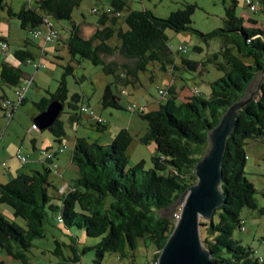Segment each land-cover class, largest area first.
I'll use <instances>...</instances> for the list:
<instances>
[{"label":"trees","instance_id":"trees-1","mask_svg":"<svg viewBox=\"0 0 264 264\" xmlns=\"http://www.w3.org/2000/svg\"><path fill=\"white\" fill-rule=\"evenodd\" d=\"M30 1L33 6L28 2L14 11L5 0H0V12L16 19L20 28L29 32L43 27L50 18L56 22L68 21V54L73 60L79 58L101 67L103 74L112 78L102 92L103 109H123L120 102L123 90L137 89L141 84L140 74L146 73L152 64H158L162 72H177L182 68L189 73L197 72L201 65H212L222 76L209 84L207 96L192 91L178 103L175 88L168 85L164 87L165 102L157 110L143 113L141 108H136L135 112L148 127L139 142L144 146L152 142L156 148L151 157L152 167L147 171L144 161L132 167L128 165L127 150L133 136L127 129H120L107 145L75 138L71 162L78 178L61 193L50 179L54 162L42 161L46 165L42 172L17 174L0 184V204L11 208L14 218L22 222V225L10 222L0 214V250L11 260L28 264L27 254L35 240L45 238L44 227L51 215L65 230H81L87 238H100V241L80 250L77 237L70 236L68 243L54 240L51 255L56 260L48 264H80L81 256L92 250L94 264H102L107 254H118L124 259L130 257L139 243L152 246L153 260L157 261L175 223L162 212L197 182L194 169L208 148V132L242 98L249 83L261 77L257 94L239 111L227 140L221 166L222 204L214 211L212 221L201 225L202 242L214 264H264L258 262L250 247L234 236L237 230L242 231L243 210L258 209L256 190L245 177L244 148L249 140L264 144L262 23L237 16V3L233 0L224 8L223 27L202 34L191 26L194 4L182 2L180 9L166 18H158L147 9L133 10L128 5L131 0H109L108 8L93 10L98 14L97 23L92 33L84 36L81 25L71 20L82 0ZM258 12L264 15V0L253 14ZM167 30L175 34L190 32L206 44L219 40L221 45L204 63L181 59L178 64L168 45ZM0 42L6 41L0 39ZM193 50L201 52L199 47ZM13 58L21 66L34 60L26 48L15 51ZM62 70L55 92L46 91L47 96L34 106L40 115L51 101L57 100L68 110L67 122L76 124L86 115L81 112L84 104L78 94L69 95L67 78H75L74 68L66 65ZM24 75L21 67L0 63V78L6 86L16 88ZM6 100L9 99L5 94L0 96V110L4 112L7 110L2 102ZM14 111L12 107L10 113ZM105 129V121L96 123L97 132ZM44 131L51 135L57 148L67 149L65 123L60 117Z\"/></svg>","mask_w":264,"mask_h":264},{"label":"rangeland","instance_id":"rangeland-1","mask_svg":"<svg viewBox=\"0 0 264 264\" xmlns=\"http://www.w3.org/2000/svg\"><path fill=\"white\" fill-rule=\"evenodd\" d=\"M232 1L233 0H131L128 2V5L133 10L147 9L158 18H166L170 13L180 9L182 2L194 4L196 10L192 16L191 26L200 33L207 34L215 29L223 27L224 8L230 6ZM234 1L237 3L235 8L237 16H248L257 19L264 26V15L261 12L255 14L250 13L245 7L244 0ZM254 1L257 3V7H259L262 0ZM5 2L11 6L14 11H18L28 2H30V5H34L33 1L30 0H5ZM106 6H109V0H82L80 6L73 11L71 20L75 24L81 25L82 34L88 36L92 33L98 20V14L94 13L93 10H102ZM49 21L53 25L54 30L57 31L60 39L57 41L58 43H47L42 47V39L46 34L45 27H40L39 30L42 35L39 38H34L31 32L24 31L20 28V24L16 19H9L4 12H0V39L5 40L9 45L6 52L4 51L3 53L0 50V62L8 64L11 61L12 64L18 66L19 64L13 58V53L15 51L26 48L31 51L32 54L38 56L40 54V49L45 48L43 51L45 52L43 56L44 68H40L38 72L35 73L32 65L21 66V70L25 75H34V81L26 94V102L15 109L11 120H8L6 113L0 110V157L3 160V164L0 163V172L4 173L5 176H7V168L4 167L7 163L12 171H17V174H28L34 171L36 166L39 168V172L43 171L39 164L35 162V158H38L40 150H43L45 146V143H42L44 138L49 139L52 137L47 131L41 132L38 130L34 132L31 130L34 119L39 115V111L34 104L47 96L46 91L50 93L55 92L58 80L63 73L62 67L66 65H71L74 68L75 74V78L72 76L67 78L69 95L78 94L82 103L85 106H89L90 110L104 114L100 118L106 122V127L111 126V129L116 128V126H122L128 122L127 119L130 116V113L126 111L128 106L136 105L137 107H142L141 109L147 110L149 107L156 108L158 104L164 103L165 100L160 99L158 91L168 86L169 82L172 80L177 86L175 87L177 93L181 92L182 95L188 94L189 92L186 90L182 92L185 87H188L191 91H197L199 94L207 96L210 91L209 84L222 76L212 65H201L197 72L189 73L182 68L177 72H162L158 64H152L148 67L146 73L140 74L139 79L141 84L137 89L126 88L123 90L124 94H122V100L120 101L123 109H103L100 104L102 92L107 83L111 82L112 78L104 75L101 67L93 66L90 62L80 60L79 58L73 60L67 52L66 45L64 46V50L60 51V53H55L54 47L56 44L61 46L63 42L66 44L70 23L68 21L56 22L51 18ZM165 34L168 39V45L177 59L178 64L181 59L204 63L210 54L219 50L221 45L219 40H211L206 44L197 35L190 32L175 34L167 30ZM113 42L114 40H112V43ZM179 47H184L186 51L179 53ZM195 47L201 48V52H195L193 50ZM113 59L122 61L120 57H115ZM77 79L80 82H78ZM261 80V77H258L254 85L257 86ZM2 82L0 78V84ZM181 86L183 87L179 88ZM14 90L15 88L8 87L3 83L0 87V96L5 94L10 101H14ZM182 98V96H178V103L181 102ZM67 111L65 107L63 113L60 115V120L65 123L67 136L74 137V130L69 128L70 124L67 122ZM109 114H112V117ZM85 116L88 117L87 115ZM134 116L137 117L136 115ZM142 123L147 126L145 122ZM79 130L80 136L87 139L91 138L89 140L90 142H94V139L102 134V138L107 137V129L103 132H97L96 122L93 120L85 122L84 126H81ZM41 136L42 138H40ZM34 137H37L38 140L36 150L33 148ZM111 140L112 139L99 142H101L100 144L107 145ZM64 145L67 146V152H69L70 145L67 142L64 143ZM152 146H154L152 142L149 143V146L135 144V148L133 149L131 144L127 150L128 165L132 167L144 161V170H149L152 167ZM18 149H21L22 154L28 156V161L25 164L19 163L14 158ZM244 150L246 153L245 177L256 190L255 198L258 209L243 210L241 214L243 229L242 231L237 230L234 236L237 240L241 241L244 246L250 247L256 258L264 260V144L259 141L249 140ZM51 178L54 179L55 176L52 175L50 179ZM0 214L4 215L8 221L22 225L20 219L14 218L11 208L8 206L0 204ZM49 217V224H46L44 227L45 238L35 240L33 242V248L27 254L29 257L28 264H48L49 262H55L56 258L51 255V252L55 248L54 240L68 243L70 236L77 237L80 250L85 247H92L100 241V238H87L85 233L81 230L73 228L67 231L62 226L57 225L55 219H53L51 215H49ZM203 237L204 231L201 230V239H203ZM153 254L152 246H145L139 243L137 249L131 252L130 257L122 259L118 254H107L102 264H150L153 262ZM94 260L95 252L93 250L87 251L81 256L80 264H94ZM0 262L3 264H22L19 261L9 259L1 250Z\"/></svg>","mask_w":264,"mask_h":264},{"label":"water","instance_id":"water-1","mask_svg":"<svg viewBox=\"0 0 264 264\" xmlns=\"http://www.w3.org/2000/svg\"><path fill=\"white\" fill-rule=\"evenodd\" d=\"M255 82L256 77L249 83L242 98L231 105L218 125L208 132V148L194 169L197 182L162 212L171 219L179 209V219L159 253L157 264H214L201 239V222H211L214 211L222 204L221 166L227 140L239 111L258 92L261 82L257 86ZM63 109L62 103L51 101L46 110L34 119L39 131L51 127Z\"/></svg>","mask_w":264,"mask_h":264},{"label":"crops","instance_id":"crops-1","mask_svg":"<svg viewBox=\"0 0 264 264\" xmlns=\"http://www.w3.org/2000/svg\"><path fill=\"white\" fill-rule=\"evenodd\" d=\"M104 8H108V6H106V7H104ZM244 17H248V16H244ZM255 21H257V22H259V20H257V19H254ZM260 23V22H259ZM261 24V23H260ZM264 27V26H263ZM262 27V28H263ZM42 42H43V46L42 47H44V44H47V43H44V41H43V39H42ZM58 43V42H57ZM66 44L63 42L62 43V46L61 45H58V44H56V46L54 47V51H55V53H60V51H62V50H64V46H65ZM44 49L45 48H41L40 49V54L37 56V55H34L33 54V56H34V60L33 61H42L43 62V56L45 55V52H43L44 51ZM29 51V50H28ZM29 52H31V51H29ZM32 53V52H31ZM59 57V56H58ZM1 63V62H0ZM8 64H10V65H14V64H12V62L10 61V63H8ZM44 64V63H43ZM25 65H31V64H25ZM15 67H21V65H18V66H16V65H14ZM33 66V65H32ZM34 68V67H33ZM40 68H38V69H36V68H34V70H35V73H37L38 72V70H39ZM34 76V75H33ZM33 76H30V75H28V74H26V75H24V78H23V80L21 81V83L20 84H22L24 81H25V79H27V77H30L31 79H32V83H33V81H34V77ZM2 81V80H1ZM3 84V82L0 84V87H1V85ZM19 84V85H20ZM169 86H172V87H177L176 86V84H175V82L172 80V81H170L169 82V84H168ZM183 86H181V87H179V88H182ZM29 90V89H28ZM28 90H27V92H28ZM188 91L189 93L190 92H192L191 90H189L188 89V87H185L183 90H182V92H184V91ZM27 92H26V94H27ZM26 94H25V97H24V101L26 102V100L25 99H27L26 98ZM178 94V96H182L183 98H182V100L181 101H183V99H184V97L185 96H187L188 94H184V95H182V93L181 92H178L177 93ZM122 99V98H121ZM136 106V105H135ZM137 107V106H136ZM158 107H159V104H158ZM158 107H154V108H150L149 107V109H147V110H145V109H141V111L143 112V113H148V112H151V111H155V110H157L158 109ZM139 108H142V107H139ZM16 109V108H15ZM154 109V110H153ZM97 111H99V110H97ZM95 112V111H94ZM6 117L8 118V120H11L12 118H13V114H11V117L9 116V114H10V111L9 110H7L6 112ZM130 113V112H129ZM95 114H96V116H98V117H101V116H103L104 114H102L101 112H95ZM111 117H112V114H109ZM134 115H136L137 117H135ZM90 119L88 118V117H86V116H81V120L78 122V123H76V124H70L69 125V128L70 129H73L74 130V137H69V136H67V133H66V139H65V142L64 143H68L69 145H70V151L69 152H67V149H65L64 150V152L62 153V154H59V155H57L56 157H55V163H56V166H57V168L55 169V171H53V173H51V176L52 175H54L55 176V178L54 179H52L51 178V181H52V184H53V186L54 187H56L57 189H59V193H61V192H63V190L65 189V188H67V186H72L73 184H74V182L77 180V178H78V172H77V170H76V168L73 166V164H72V162H71V154H72V152H71V150H72V147H73V145H74V142H75V138L76 137H82V138H84L83 136H80L79 135V129H80V127L81 126H84V124H85V122H88ZM128 120V122L127 123H125L124 125H122V126H116V128H114V129H111L110 127L111 126H108V127H106V129H107V131H106V133H107V137L106 138H102L101 136L103 135H101V136H97L95 139H94V141L95 142H98L99 144L101 143V142H99V141H102V142H104V141H108V140H110V139H113V136L117 133V131H119L120 129H127L131 134H132V136H133V139H132V142H131V144H132V148L134 149L135 148V144H139V145H142V144H140V142H139V138L140 137H142V136H144L146 133H147V129H148V127L146 126V125H144L142 122H144V121H142L141 120V118L139 117V115H138V113H136V112H133V113H130V116H129V118L127 119ZM33 125H36L35 123L33 124ZM32 127V126H31ZM39 130V129H38ZM38 130H33L34 132H36V131H38ZM114 130V131H113ZM81 135H83V134H81ZM90 137H91V135H90ZM40 138H42V136L40 137ZM51 140V142H50V140ZM44 138V141H42V143H45V146H44V148H43V150H40V152L41 151H44V150H49V151H52V152H56V150H57V146L54 144V141H53V139L52 138ZM87 139V138H86ZM91 138H89L88 140H90ZM37 137H34V139H33V148H34V150H36V146H37ZM131 144H130V146H131ZM134 144V145H133ZM154 144V143H153ZM102 145H104V144H102ZM129 146V147H130ZM147 146H149V144L147 145ZM128 147V148H129ZM152 152H153V154L152 155H154L155 154V152H156V148H155V145L154 146H152ZM35 162H37L38 164H39V166H40V168H42V169H44L45 167H46V165L42 162V160H40V154L38 155V158L36 157L35 158ZM2 158L0 157V163H2ZM3 164V163H2ZM4 166V165H3ZM38 166V167H39ZM4 168H7V170H6V172H7V176H5V174L4 173H1L0 174V184H5L8 180H9V178H11V177H13V176H15V175H17V171L16 170H14V171H12L11 170V168H10V166H8V163L6 164V166L4 167ZM38 169L39 168H37V166L34 168V171H38ZM50 176V177H51Z\"/></svg>","mask_w":264,"mask_h":264},{"label":"built area","instance_id":"built-area-1","mask_svg":"<svg viewBox=\"0 0 264 264\" xmlns=\"http://www.w3.org/2000/svg\"><path fill=\"white\" fill-rule=\"evenodd\" d=\"M245 7L250 13L256 12L257 11V3L254 2L253 0H244ZM46 28V34L44 35L43 41L44 43H57V41L60 39L58 33L56 30H54L53 25L50 23V21H46L45 25L43 26ZM32 36L34 38H39L42 33L38 29L30 31ZM9 45L7 42H0V50L4 53L6 50H8ZM186 49L184 47H179L178 52H185ZM26 64H31L33 65L34 68H44V64L42 61H33V60H28L26 61ZM32 85V79L30 77H27L25 81L18 85L15 90H14V101L6 100L2 103V107L6 110H11L12 107L17 108L22 104L24 101L25 94L27 90L31 87ZM197 92V91H196ZM158 95L160 99H164L167 97V90L165 88H162L161 90L158 91ZM137 107L134 105L128 106L127 110L130 112H135ZM81 112L83 114H86L91 120L95 121L98 124L104 123V120L98 116H96L95 112L93 110H90L88 106L83 105L81 107ZM11 117V113L9 114ZM31 130L35 131L38 130V127L36 125H32ZM65 150L64 147H59L57 148L56 152L52 151H41L40 152V160L46 161V162H54L53 165L50 167L52 170L55 171L57 168L56 163H55V157L56 155L62 154L63 151ZM14 158L21 164H25L28 161V156L25 154H22L21 149H18L15 153ZM179 219V209L178 211L174 214L173 220L176 222ZM243 229V228H242ZM259 263H264L263 259L257 258ZM0 264H2L0 262ZM150 264H157V261H154Z\"/></svg>","mask_w":264,"mask_h":264},{"label":"bare ground","instance_id":"bare-ground-1","mask_svg":"<svg viewBox=\"0 0 264 264\" xmlns=\"http://www.w3.org/2000/svg\"><path fill=\"white\" fill-rule=\"evenodd\" d=\"M26 100V99H25ZM53 163V162H52Z\"/></svg>","mask_w":264,"mask_h":264}]
</instances>
